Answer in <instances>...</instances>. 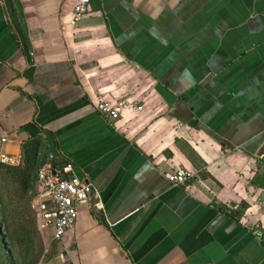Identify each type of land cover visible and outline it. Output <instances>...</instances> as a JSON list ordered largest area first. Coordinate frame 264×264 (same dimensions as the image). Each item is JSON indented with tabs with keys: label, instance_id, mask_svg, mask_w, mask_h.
Here are the masks:
<instances>
[{
	"label": "crops",
	"instance_id": "1",
	"mask_svg": "<svg viewBox=\"0 0 264 264\" xmlns=\"http://www.w3.org/2000/svg\"><path fill=\"white\" fill-rule=\"evenodd\" d=\"M74 3L0 0V264H264V0ZM46 163L98 191L57 241Z\"/></svg>",
	"mask_w": 264,
	"mask_h": 264
},
{
	"label": "built area",
	"instance_id": "2",
	"mask_svg": "<svg viewBox=\"0 0 264 264\" xmlns=\"http://www.w3.org/2000/svg\"><path fill=\"white\" fill-rule=\"evenodd\" d=\"M90 0H75L71 25L89 14ZM107 120L117 121L127 108L140 110L128 100L115 103L101 102L96 106ZM71 165L58 168L51 163L43 164L36 175V192L31 208L39 230L50 229L53 240H60L71 229L77 219L79 204L98 196L95 186L83 179L71 175ZM189 174L184 169L166 175L173 186H185Z\"/></svg>",
	"mask_w": 264,
	"mask_h": 264
},
{
	"label": "water",
	"instance_id": "3",
	"mask_svg": "<svg viewBox=\"0 0 264 264\" xmlns=\"http://www.w3.org/2000/svg\"><path fill=\"white\" fill-rule=\"evenodd\" d=\"M41 136L45 139L47 144V151L49 154L50 160H55L58 158L57 150H56V144L52 136L48 133H41Z\"/></svg>",
	"mask_w": 264,
	"mask_h": 264
},
{
	"label": "rangeland",
	"instance_id": "4",
	"mask_svg": "<svg viewBox=\"0 0 264 264\" xmlns=\"http://www.w3.org/2000/svg\"><path fill=\"white\" fill-rule=\"evenodd\" d=\"M19 169H17V171H12V170H3V172H2V175L4 176V177H7V176H12L13 174H17L18 173V175H20L19 174V171H18ZM4 179V178H3ZM7 186H8V184L4 181L3 182V188L5 189V191H6V188H7ZM14 190V189H13ZM10 191H12L11 189H10ZM0 222H1V220H0ZM2 224H3V222H2ZM6 232V231H5ZM2 239H1V236H0V242L2 243V241H1ZM10 241H11V237H10V239H9ZM6 250V249H5ZM8 257V256H7Z\"/></svg>",
	"mask_w": 264,
	"mask_h": 264
},
{
	"label": "trees",
	"instance_id": "5",
	"mask_svg": "<svg viewBox=\"0 0 264 264\" xmlns=\"http://www.w3.org/2000/svg\"><path fill=\"white\" fill-rule=\"evenodd\" d=\"M28 146H30V148L32 147V144L30 143V145H28ZM29 148V150H31ZM28 150V151H29ZM66 164L64 163V164H61L58 168H62V167H64ZM27 169H28V167L26 168V169H22V170H19V174L20 175H23V174H25V173H27ZM14 169H12V171H13ZM28 174V173H27ZM14 175H18V173L17 174H14ZM29 175V174H28ZM67 178H69V177H67ZM241 213V211H238V212H234V216H238L239 214Z\"/></svg>",
	"mask_w": 264,
	"mask_h": 264
}]
</instances>
